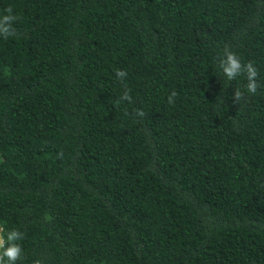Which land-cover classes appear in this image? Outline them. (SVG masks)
Returning <instances> with one entry per match:
<instances>
[{
	"label": "trees",
	"instance_id": "obj_1",
	"mask_svg": "<svg viewBox=\"0 0 264 264\" xmlns=\"http://www.w3.org/2000/svg\"><path fill=\"white\" fill-rule=\"evenodd\" d=\"M9 6L0 226L24 233L17 264H264V0ZM226 44L255 94L219 69Z\"/></svg>",
	"mask_w": 264,
	"mask_h": 264
},
{
	"label": "clouds",
	"instance_id": "obj_2",
	"mask_svg": "<svg viewBox=\"0 0 264 264\" xmlns=\"http://www.w3.org/2000/svg\"><path fill=\"white\" fill-rule=\"evenodd\" d=\"M5 13L6 14L0 15V36L7 37L15 34L13 22L17 19V17L13 14L12 6L6 8ZM218 59V67L227 80L232 81L238 76L243 75L247 80L246 91L251 94H255L257 92L259 87L257 82L259 72L252 61L242 63L240 57L234 51H232L230 46L227 44L223 49L222 56H220ZM116 75L121 80H123L127 73L124 70L117 69ZM177 95L178 93L173 90L168 96V103L174 104L175 97ZM243 98L244 92L237 88L234 92V102L238 103ZM121 100H127L129 102L132 100L130 91L126 86L122 96L120 97V100H118L117 103H119ZM144 115L145 113L143 110H136L137 117H143ZM23 239L24 233L19 229L13 228L6 230L3 226H0V264H17V261H19L22 257L23 249L19 242ZM33 264H43V262L38 259L33 261Z\"/></svg>",
	"mask_w": 264,
	"mask_h": 264
}]
</instances>
